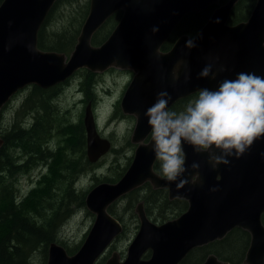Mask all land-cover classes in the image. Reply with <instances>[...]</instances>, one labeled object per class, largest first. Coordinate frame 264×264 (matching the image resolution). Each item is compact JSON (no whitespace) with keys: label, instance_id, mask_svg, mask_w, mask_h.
<instances>
[{"label":"water","instance_id":"water-1","mask_svg":"<svg viewBox=\"0 0 264 264\" xmlns=\"http://www.w3.org/2000/svg\"><path fill=\"white\" fill-rule=\"evenodd\" d=\"M219 1L89 0L87 16L68 56L37 47V33L56 0L1 2L0 113L20 90L30 85L52 87L83 68L102 72L116 67L134 73L120 100L122 112L135 116L131 141L137 146L131 163L116 182H101L87 193L85 206L95 220L79 249L69 255L62 245L51 242L46 264H96L122 230L107 207L145 181L154 188H166L169 199L186 200L187 209L175 219L158 224L147 217L139 202L135 207L139 228L124 259L113 252L105 264H179L190 250L222 238L234 227L251 232L245 263L264 264V228L260 223L264 211V152L257 154L264 139L239 159L232 158L229 165L215 170L207 163L206 154H195L186 147V166L199 163L200 175L183 189L153 171L156 159L144 114L159 92L169 93L171 107L200 88L215 89L221 80L234 79L237 73L264 76V0H256L248 19L233 26L226 22L239 0L221 5ZM212 4L217 7L194 36L195 48L186 49L185 42L191 37L181 35L170 50L160 52V46L186 14ZM119 10L121 17L107 38L92 45V35ZM154 27L158 28L155 33ZM178 60H185L187 67L182 65L179 79L174 80L173 68ZM207 63L213 64L214 80L199 77ZM83 125L87 159L93 163L110 149L111 143L99 135L90 104L84 108ZM148 135V142H144ZM194 174L190 169L186 175L190 180ZM148 250L149 257L143 258ZM200 264L228 263L210 254Z\"/></svg>","mask_w":264,"mask_h":264},{"label":"trees","instance_id":"trees-1","mask_svg":"<svg viewBox=\"0 0 264 264\" xmlns=\"http://www.w3.org/2000/svg\"><path fill=\"white\" fill-rule=\"evenodd\" d=\"M73 1L56 0L37 33V47L39 49L51 50L66 55L71 53L84 21L83 19L87 15L89 3L87 2L84 5L78 25L72 26L70 29L64 28L60 32L55 30L50 32V34H48L47 28L54 13L62 5ZM254 1L240 0L235 9L242 7L238 14L247 17L250 12V7L247 5L253 6ZM219 3H222V0ZM214 7L216 5L212 4L200 12L186 14L169 36L171 43L174 40L175 33V36L180 34L193 36L196 34L207 21ZM232 15V20H235L236 15L233 17ZM120 17L121 10L112 14L92 35L91 44L94 46L101 44L113 30ZM171 43L165 44L162 49L168 50ZM96 76V72L80 69L63 83H66L72 77H79L78 91L81 92L82 102L86 103L88 100L93 101L96 98ZM63 83L49 88H41L37 85L26 87L27 94L22 99L16 113L20 114L22 118L20 120L14 118L9 128L0 129V137L2 138V145L0 146V264H30V256L35 250L40 248L41 254H43L42 264H46L50 243L58 242L60 245L63 244L55 237V232L65 215L64 211L60 213L59 209L53 211L50 209V215L45 221L43 220L41 223L37 221L43 214H46L43 210L45 207L51 208L50 202L47 201V198L50 199L51 192H55L58 195V192L54 189L55 186L52 188V185L57 178H64L61 169L72 170L71 174H74L82 171L85 164L88 165L87 161H83V164L80 165V160L86 157L85 129L82 116H80L76 124L72 125V121L67 114L59 116L55 108L54 99ZM196 95L197 93H194L183 100H179L177 102L178 106H182L180 103L187 99H195ZM120 116H123V113L119 104L116 103L111 117ZM72 127H75V130L77 129V140L68 142L71 138L69 132H71ZM53 136L58 137V146L50 142ZM74 152L79 153L78 157L75 158L77 163L74 161V157H71ZM53 160L58 162L54 171L52 170ZM130 160L131 156L126 167ZM43 165L50 166V170L54 174H50L49 178L37 182V184L42 183L43 187L34 186V189L31 188L26 192L24 198L20 197L18 194L19 188H17L16 184L17 178L31 172L33 169L37 168L39 170ZM126 167L123 168L118 178L104 177L101 180L115 182L125 172ZM154 169L161 174L158 161L155 162ZM98 181V179L95 180L97 183L94 186L98 184ZM66 188L68 187L64 188L65 191ZM65 191L61 193V197L64 194L66 195ZM86 194L87 192H83L76 199L82 202L81 205L83 206ZM126 196L130 198L131 206H134L133 201L137 203L142 200L148 216L153 215L150 208H153V210L160 209L161 211L175 209L177 214H181L187 208L186 200L180 198L170 200L165 189H154L148 183L129 192ZM68 205H65L66 209ZM110 207H108V212L113 214ZM162 213L159 215H162ZM165 216L162 215V217ZM155 218H158V216H155ZM248 240L249 235L245 230L235 228L223 239L193 249L179 264H199L210 253L215 254L221 260L237 264L244 258ZM80 244L76 245L73 250L64 248L68 254H73ZM234 257L236 258L234 259Z\"/></svg>","mask_w":264,"mask_h":264},{"label":"rangeland","instance_id":"rangeland-1","mask_svg":"<svg viewBox=\"0 0 264 264\" xmlns=\"http://www.w3.org/2000/svg\"><path fill=\"white\" fill-rule=\"evenodd\" d=\"M87 2L89 3V0H74L72 3L62 5L54 13V16L49 22L47 28L48 34L55 30L60 32L64 28L70 29V27L78 25L81 20V13L84 10V5ZM130 72L131 73L129 74L126 69H117L114 67H109L103 72H96V98L93 100L91 107L92 110L96 108V123L100 134L110 139L112 146L96 162H89L87 157L81 159L80 165L83 164V161H87L88 165L85 164L83 170L80 172L71 174L72 170L69 171L66 168H62L61 171L64 178H57L54 180L52 185V188L55 186L54 189H56L58 195H56L55 192H51L49 196L50 199L47 198V201L50 202L49 204L51 208L45 207L43 210L46 214H43L37 220L39 223L43 220L45 221V219H47L50 215V209L51 211L59 209L60 213L64 211L65 215L56 228L55 237L63 243L61 245L65 248H69L71 250L75 249L76 245L80 244V242L85 239L94 220V215L87 210L85 203L83 206L81 205L82 202L76 200L78 195L83 192L88 193L92 185L94 186V184L97 183L95 182L96 179H98V183H100L105 182V180H101L104 177L113 179L118 178L123 168L126 167L129 157L133 155L135 144L130 143V136L135 120L128 117L123 118L122 116L111 117L115 104L120 100L133 75V71L130 70ZM78 78L79 77H72L66 83H63L59 89L58 95L54 99L55 108L59 116L67 114L69 119L72 121V125L78 122L80 116H82L83 121L84 108L86 106V103L81 100V92L78 91ZM26 94V88L20 90L12 96L6 106L2 108L0 113V129L4 130L9 128L14 118H18L19 120L22 118L20 114L16 113ZM185 107L186 105L184 108ZM74 130L75 127H72L71 132H69L71 138L68 142L77 140V129L75 131ZM51 139L52 141L50 140V142L55 146H58V137L53 136ZM129 144H132L133 147ZM78 154L79 153L74 152L71 155V157H74V161L76 163L77 159L75 158L78 157ZM57 163V160L52 161L53 171L55 170ZM50 168V166L48 167L43 165L39 170L36 168L29 173L19 176L16 184L17 188H19L18 194L20 197L24 198L26 192H28L31 188L34 189V186L43 187L42 183L37 184V182H40L42 179L49 178L50 174H54L51 172ZM66 186L68 188H66L65 191L64 188ZM63 191H65L66 195L64 194V196L61 197V193ZM129 199V197L125 196L110 205L113 215L122 223L124 229L112 242L105 254L100 258L99 264H104L105 260L111 256L113 251H117L121 258L125 256L127 247L138 230L139 221L134 208L139 201L137 203L133 201L134 206H131ZM141 201L142 200H140V202ZM65 205H68L67 209ZM150 210L153 212V215L149 216V218L156 223H161L179 215L175 213V209L161 211L160 209L153 210V208H150ZM160 213L166 216L162 217V215H159ZM155 216H158V218H155ZM40 250L41 248L32 253L29 259L30 264L43 263V254H41Z\"/></svg>","mask_w":264,"mask_h":264},{"label":"clouds","instance_id":"clouds-1","mask_svg":"<svg viewBox=\"0 0 264 264\" xmlns=\"http://www.w3.org/2000/svg\"><path fill=\"white\" fill-rule=\"evenodd\" d=\"M152 31L155 33L158 28ZM195 41V37L187 39L185 48H195ZM182 65L187 67V62H176L174 80L179 79ZM199 77L216 79L213 64L207 63ZM170 100L167 91L159 92L144 115L151 128L152 151L161 174L177 189L185 188L200 175L199 163L186 166V147L195 154H206L207 163L215 170L229 165L232 158L239 159L264 139V76L240 72L234 79L221 80L215 89L200 88L196 98L180 112L169 108ZM190 169L195 174L189 180L186 174Z\"/></svg>","mask_w":264,"mask_h":264},{"label":"flooded vegetation","instance_id":"flooded-vegetation-1","mask_svg":"<svg viewBox=\"0 0 264 264\" xmlns=\"http://www.w3.org/2000/svg\"><path fill=\"white\" fill-rule=\"evenodd\" d=\"M3 0H0V4H1V2H2ZM228 0H222V3H219V5H221V4H225L226 2H227ZM240 1V0H239ZM238 1V2H239ZM238 2H236L235 4H234V6L232 7V9H231V12H230V15H229V17H228V20H227V22H226V24L227 25H230V26H233V25H236V24H238V23H240V22H243V21H246L247 19H248V17L250 16V14H251V11H252V9H253V7H254V4H255V2H256V0L254 1V4H253V6H249V5H247L248 7H250V12H249V14H248V16L247 17H243V15L241 14V15H239L238 13L241 11V9H242V7H239V8H237V9H235V7L237 6V3ZM218 5V6H219ZM242 5H245V4H242ZM216 7H217V5H216ZM88 8H89V5H88ZM215 8V7H214ZM234 9V10H233ZM214 10V9H213ZM234 11V12H233ZM88 13V12H87ZM122 13V12H121ZM232 13H233V15H232ZM231 15H232V17L234 16V15H236V17H235V20H232V18H231ZM87 16V15H86ZM86 18V17H85ZM208 20V19H207ZM104 24V23H103ZM205 24V23H204ZM177 26V25H176ZM100 28V27H99ZM174 30V29H173ZM173 32V31H172ZM171 32V33H172ZM199 32V31H198ZM197 32V33H198ZM196 33V34H197ZM176 34V33H175ZM175 34H174V40H173V42L171 43V39L168 37L165 41H164V43L160 46V48H159V50H160V52H162V53H165V52H167L168 50H170L171 49V47L173 46V44L175 43V41L178 39V37L179 36H181V35H187V34H180L179 36H175ZM196 34H194L193 36H190V35H188L189 37H194ZM171 35V34H170ZM169 35V36H170ZM171 43V46H170V48L168 49V50H164V49H162V47H164V45L165 44H170ZM44 51H48V50H44ZM64 54V53H63ZM66 55V54H65ZM66 56H68V55H66ZM114 68H116V67H114ZM117 69H119V68H117ZM127 70V72L130 74L131 72H130V70L131 69H126ZM132 71V70H131ZM77 72V71H76ZM103 72V71H102ZM134 74V73H133ZM132 77H133V75H132ZM132 77H131V79H132ZM131 79H130V81H131ZM130 81L128 82V84L130 83ZM65 82V81H64ZM63 83V82H62ZM128 84H127V86H128ZM127 86H126V88H127ZM125 88V89H126ZM125 91V90H124ZM124 93V92H123ZM195 93H198V91L197 92H195ZM194 93H192V94H190L189 96H191V95H193ZM122 96H123V94H122ZM122 96H121V98H122ZM189 96H187V97H189ZM187 97H184V98H182V99H179V100H183V99H185V98H187ZM121 98H120V100H121ZM193 99V98H192ZM192 99H187V100H185V101H183V102H181L180 103V105H182V106H178V101L179 100H177L175 103H173L172 104V106L171 107H169L171 110H174V111H177V112H180V111H182L183 109H184V106L185 105H187L188 104V102L189 101H191ZM120 100L118 101V103L117 104H119V106H120ZM87 104H90L91 106H92V104H93V101L92 100H88L87 102H86V105ZM94 107V106H93ZM91 109H92V107H91ZM95 109L96 108H94L93 110H94V112H93V110H92V112H93V114H94V119H95V123H96V120H97V116H96V113H95ZM120 109H121V107H120ZM121 112H122V110H121ZM123 113V112H122ZM123 118H125V117H128V118H131V119H133V120H135V116L134 115H132V114H127V113H123V116H122ZM121 117V118H122ZM134 125H135V123H134ZM96 126H97V123H96ZM134 128V127H133ZM133 130V129H132ZM97 131H98V133H99V135L100 136H102L101 134H100V132H99V130H98V126H97ZM131 135H132V132H131ZM103 138H106V137H104V136H102ZM149 138H150V135H148L147 136V138L144 140V142H148V140H149ZM108 139V138H107ZM109 141H110V143H111V140L110 139H108ZM130 142L131 143H133L132 141H131V136H130ZM257 142H261V140H259V141H257ZM133 144H135V148H136V146H137V144L136 143H133ZM112 146V145H111ZM111 146H110V148H111ZM135 148H134V150H135ZM86 149V148H85ZM86 152V151H85ZM264 152V145L263 146H261L260 148H258L257 149V154H261V153H263ZM133 154H134V152H133ZM86 157H87V155H86ZM132 158H133V155H131V160H132ZM131 160H130V162H129V164L131 163ZM155 162H156V160H155ZM155 162H154V164H153V171L155 172V173H157L158 175H160V176H162V174H160V173H158L155 169H154V166H155ZM129 164H128V166H129ZM128 166L126 167V169L128 168ZM126 171V170H125ZM124 174V173H123ZM122 174V175H123ZM163 177V176H162ZM117 181V180H116ZM115 181V182H116ZM101 183V182H100ZM113 183V182H112ZM149 184V185H151V187L152 188H154L153 186H152V184L149 182V181H145L142 185H140V186H138V187H136V188H139V187H141V186H143L144 184ZM99 184V183H98ZM97 185V184H96ZM94 187V186H93ZM92 187V188H93ZM135 188V189H136ZM91 189V188H90ZM135 189H133V190H135ZM154 189H165L166 190V192H167V189L166 188H154ZM133 190H131V191H133ZM130 191V192H131ZM89 192V191H88ZM129 193V192H128ZM128 193H126L125 195H123L122 197H120V198H123V197H125ZM167 197H168V192H167ZM119 198V199H120ZM168 199H169V197H168ZM175 199V198H174ZM181 199V198H180ZM118 200V199H117ZM116 200V201H117ZM170 200H173V199H170ZM116 201H114V202H116ZM113 202V203H114ZM140 202V201H139ZM138 202V203H139ZM142 202V201H141ZM84 203H85V201H84ZM113 203H111V204H113ZM137 203V204H138ZM143 203V202H142ZM110 204V205H111ZM136 204V205H137ZM109 205V206H110ZM108 206V207H109ZM108 207H107V211H108ZM136 207V206H135ZM143 209H144V203H143ZM187 209V208H186ZM185 209V210H186ZM88 210V209H87ZM184 210V211H185ZM89 211V210H88ZM144 211H145V209H144ZM183 211V212H184ZM90 212V211H89ZM90 213H92V212H90ZM110 213V212H109ZM146 213V212H145ZM93 214V213H92ZM111 214V213H110ZM94 215V214H93ZM111 215H113V214H111ZM147 215V214H146ZM180 215V214H179ZM178 215V216H179ZM114 216V215H113ZM178 216H176V217H178ZM138 217V216H137ZM147 217L149 218V216L147 215ZM175 217V218H176ZM114 218H116L117 220H118V218L117 217H115L114 216ZM175 218H172V219H175ZM150 219V218H149ZM94 220H95V215H94ZM94 220H93V223H94ZM151 220V219H150ZM169 220H171V219H169ZM138 221H139V219H138ZM152 221V220H151ZM166 221H168V220H166ZM118 222L120 223V225H121V228H122V230H121V232L123 231V229H124V227H123V225H122V223L118 220ZM165 222V221H164ZM93 223H92V225H93ZM154 223H156V222H154ZM161 223H163V222H161ZM260 223H261V225H262V227L264 228V211L263 212H261V215H260ZM158 224H160V223H158ZM92 225H91V227H92ZM90 227V228H91ZM139 228V227H138ZM235 228H239V229H242V230H245L247 233H248V235H249V240H248V245H247V248H246V251H245V254H244V258L242 259V261H240L239 263H237V264H247V263H245V256H246V252H247V250H248V248H249V246H250V242H251V232H249L247 229H244V228H241V227H234L233 229H231L230 231H228L222 238H220V239H216V240H214V241H212V242H215V241H217V240H221V239H223L224 237H226L227 236V234L228 233H230L232 230H234ZM90 230V229H89ZM138 231V230H137ZM89 232V231H88ZM121 232L116 236V237H118L120 234H121ZM137 233V232H136ZM88 234V233H87ZM136 235V234H135ZM87 236V235H86ZM116 237L114 238V240L116 239ZM113 240V241H114ZM84 241V240H83ZM83 241H82V243H83ZM112 241V242H113ZM132 241V240H131ZM112 242L109 244V246L112 244ZM212 242H210V243H212ZM82 243L80 244V246L82 245ZM209 244V243H208ZM205 245H207V244H204V245H202V246H205ZM79 246V247H80ZM109 246L107 247V249L109 248ZM202 246H198V247H202ZM195 248H197V247H195ZM195 248H193V249H195ZM79 249V248H78ZM77 249V250H78ZM107 249H106V251H107ZM192 249V250H193ZM76 250V251H77ZM192 250H190V251H192ZM75 251V252H76ZM105 251V252H106ZM190 251L187 253V255L190 253ZM67 252V251H66ZM74 252V253H75ZM105 252L97 259V261H96V264H99V260H100V258L105 254ZM113 252H116L117 254H118V256L120 257V259H124V257L125 256H123L122 258H121V256L119 255V253L117 252V251H113ZM112 252V253H113ZM73 253V254H74ZM112 253H111V255H112ZM149 254H150V252H149V250L144 254V256H143V258H148L149 257ZM210 254H213V253H210ZM210 254H208V255H210ZM69 255H72V254H69ZM186 255V256H187ZM207 255V256H208ZM213 255H215V254H213ZM185 256V257H186ZM207 256L203 259V261L207 258ZM216 256V255H215ZM110 257V256H109ZM108 257V258H109ZM184 257V258H185ZM217 257V256H216ZM107 258V259H108ZM183 258V259H184ZM218 258V257H217ZM236 257H234V259H235ZM106 259V260H107ZM182 259V260H183ZM218 259H220V258H218ZM106 260H105V262H106ZM181 260V261H182ZM221 260V259H220ZM180 261V262H181ZM203 261H201V262H203ZM263 261H264V256H263ZM105 262H104V264H105ZM179 262V263H180ZM200 262V263H201ZM222 262H227L228 264H232L231 262H229V261H227V260H222ZM199 263V264H200Z\"/></svg>","mask_w":264,"mask_h":264}]
</instances>
